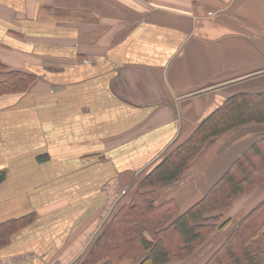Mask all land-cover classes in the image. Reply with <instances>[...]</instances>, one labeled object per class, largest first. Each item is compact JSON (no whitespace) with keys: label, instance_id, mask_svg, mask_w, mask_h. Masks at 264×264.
I'll return each mask as SVG.
<instances>
[{"label":"crops","instance_id":"obj_1","mask_svg":"<svg viewBox=\"0 0 264 264\" xmlns=\"http://www.w3.org/2000/svg\"><path fill=\"white\" fill-rule=\"evenodd\" d=\"M236 93H264V0H0V224L16 225L0 264H81L136 191L184 212L264 145V122L140 183ZM263 201L264 183L240 194L208 249L165 264H202Z\"/></svg>","mask_w":264,"mask_h":264},{"label":"trees","instance_id":"obj_2","mask_svg":"<svg viewBox=\"0 0 264 264\" xmlns=\"http://www.w3.org/2000/svg\"><path fill=\"white\" fill-rule=\"evenodd\" d=\"M6 86H27L31 77L11 72ZM4 83V84H5ZM249 122H264V93H236L210 113L183 142L158 163L140 183L145 188L181 175L213 137ZM264 183V145L254 143L184 212L154 205L151 192L136 191L132 200L108 224L81 264H165L187 260L227 220L223 213L237 196ZM16 225L0 224V245ZM106 253H110L107 255ZM264 263V201L245 216L202 264Z\"/></svg>","mask_w":264,"mask_h":264},{"label":"rangeland","instance_id":"obj_3","mask_svg":"<svg viewBox=\"0 0 264 264\" xmlns=\"http://www.w3.org/2000/svg\"><path fill=\"white\" fill-rule=\"evenodd\" d=\"M210 242H211V241H210ZM210 242H208V244L205 245V246H203V247H202V245H203V244H202V245L200 246L201 249H202V250H203V249H208V248L210 247V244H211ZM200 247H199V248H200Z\"/></svg>","mask_w":264,"mask_h":264}]
</instances>
